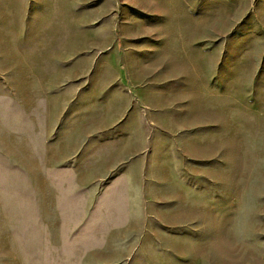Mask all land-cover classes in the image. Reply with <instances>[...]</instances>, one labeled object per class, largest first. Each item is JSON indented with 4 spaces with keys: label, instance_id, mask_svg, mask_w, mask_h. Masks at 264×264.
Here are the masks:
<instances>
[{
    "label": "rangeland",
    "instance_id": "obj_1",
    "mask_svg": "<svg viewBox=\"0 0 264 264\" xmlns=\"http://www.w3.org/2000/svg\"><path fill=\"white\" fill-rule=\"evenodd\" d=\"M0 264H264V0H0Z\"/></svg>",
    "mask_w": 264,
    "mask_h": 264
}]
</instances>
